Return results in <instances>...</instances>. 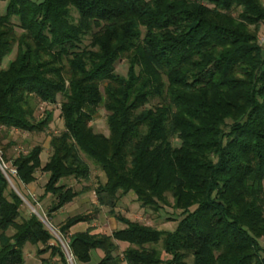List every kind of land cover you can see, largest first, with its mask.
Instances as JSON below:
<instances>
[{
	"label": "trees",
	"instance_id": "obj_1",
	"mask_svg": "<svg viewBox=\"0 0 264 264\" xmlns=\"http://www.w3.org/2000/svg\"><path fill=\"white\" fill-rule=\"evenodd\" d=\"M0 1V65L17 48L0 68V164L12 165L24 184L39 169L48 174L44 195L56 199L48 218L78 195L60 181L90 175L83 155L107 177L100 203L106 194L113 206L122 190L153 206L171 193L182 210L173 231L116 215L125 228L69 234L92 221L69 216L59 232L76 261L87 263L100 249L97 264H183L188 254L194 264H264L261 0ZM123 59L126 75L116 70ZM59 95L64 129L52 136L45 164L41 145L9 157L11 129L45 131L53 112L38 120L36 101L55 103ZM152 99L159 102L147 107ZM100 106L109 135L91 125ZM7 176L0 167V264H24L27 243L44 245L42 264L55 257L69 264L43 221L21 215L23 199ZM121 241L135 246L123 257L115 254ZM160 241L171 259L151 247Z\"/></svg>",
	"mask_w": 264,
	"mask_h": 264
},
{
	"label": "rangeland",
	"instance_id": "obj_2",
	"mask_svg": "<svg viewBox=\"0 0 264 264\" xmlns=\"http://www.w3.org/2000/svg\"><path fill=\"white\" fill-rule=\"evenodd\" d=\"M40 1V0H33ZM264 4V0H261ZM6 1H0V12L5 11ZM237 14V12H235ZM74 15L77 16V13L74 11ZM251 28H255L254 25H251ZM18 31H20L18 29ZM259 43L264 44V22L260 23L258 30ZM89 39L85 41L86 44H89ZM17 48L14 47L11 54L6 56L0 65V68L7 67L9 61L13 60L16 55ZM128 65L126 60H120L117 64L116 70L119 74L126 75ZM61 95L58 96L57 102L55 103H46L41 101H36L35 107V116L36 118L42 119L45 117L46 110H51L53 112V120L50 123L49 127L43 132H24L16 129H11L9 132L5 143L13 142L8 149V156L13 157L18 155L21 152L26 153L35 145H41L43 147V152L41 154L42 164L48 160L50 154L52 153V148L50 146V140L52 136L60 134L64 129V122L61 117ZM159 102V99H152L147 107H151ZM108 112L104 106H100L97 109V113L94 116L91 125L95 132L103 133L109 135V127L107 122ZM174 145L179 146L180 141L175 138ZM1 154V152H0ZM83 158L90 166V175L87 178H74V177H65L60 181V184L67 185L71 187L78 195L69 203L64 205L57 212L53 213L51 218H48V209L56 201L55 196L52 194L44 195L45 193V184L48 180V174L39 169L36 172V180L30 184H24L13 178V175H16V172L12 165L0 164L3 172L6 168L9 169V172L12 176L8 175L10 180V189L15 190L23 199V205L21 207V215L29 216L31 213H35L45 224V226L50 230L54 235L57 242L60 243L62 249L64 250L69 264H97L100 259L104 256V252L100 249L92 250L91 260L87 263L78 262L72 256L69 250V236L63 237L59 232L60 226L65 222L69 216L77 214H87L91 217V223L82 222L73 226L69 230V234L84 231L88 227L93 229L95 233H104L111 234L112 231L116 229L125 228L127 224H124L121 221H118L116 215H123L127 219L138 222L140 224L152 227L157 230H166L173 231L176 229L179 221L182 218V210L175 206V199L171 193H166L165 201L157 200V205L153 206H144L138 200L134 191H129L128 193H122V190H119L117 197L114 198V205L110 204V197L104 194V203H100L98 199L97 189L103 186L107 177L101 167L92 159L83 155ZM13 230L8 231V234L11 235ZM119 244V249L115 254L122 256L123 251L129 247L134 246L130 245L128 242H117ZM264 245V239L262 240ZM156 247L160 252L164 260L171 259V256L166 253L164 250L163 242L160 241L157 244H151V247ZM44 247L42 244L34 245L27 243L24 247V264H42V258H49V253L39 254L38 249ZM135 247V246H134ZM51 264H60L59 258H51ZM124 264H126L124 262ZM166 264V263H162ZM183 264H194L193 255L188 254L184 259Z\"/></svg>",
	"mask_w": 264,
	"mask_h": 264
},
{
	"label": "water",
	"instance_id": "obj_3",
	"mask_svg": "<svg viewBox=\"0 0 264 264\" xmlns=\"http://www.w3.org/2000/svg\"><path fill=\"white\" fill-rule=\"evenodd\" d=\"M7 176V175H6ZM7 178H8V176H7ZM8 180H9V178H8ZM9 182H10V180H9Z\"/></svg>",
	"mask_w": 264,
	"mask_h": 264
}]
</instances>
